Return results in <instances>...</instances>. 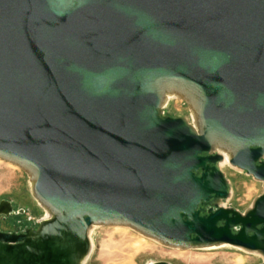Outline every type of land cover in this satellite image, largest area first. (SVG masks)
<instances>
[{
	"label": "water",
	"instance_id": "water-1",
	"mask_svg": "<svg viewBox=\"0 0 264 264\" xmlns=\"http://www.w3.org/2000/svg\"><path fill=\"white\" fill-rule=\"evenodd\" d=\"M171 89L198 130L163 115ZM215 147L264 187V0H0V159L53 214L0 231V264H79L95 224L264 256V194L220 206Z\"/></svg>",
	"mask_w": 264,
	"mask_h": 264
},
{
	"label": "rangeland",
	"instance_id": "rangeland-1",
	"mask_svg": "<svg viewBox=\"0 0 264 264\" xmlns=\"http://www.w3.org/2000/svg\"><path fill=\"white\" fill-rule=\"evenodd\" d=\"M163 115L193 122L189 107L179 100H171L163 109ZM218 168L228 180L231 194L223 202L224 207L244 214L264 194L263 183L230 164H219ZM3 202L10 203L14 212L9 217L0 215V231L4 233H25L28 229H36L46 215L33 197L29 175L0 159V205ZM140 239L147 243L140 244L136 250L134 244ZM92 240L93 252L87 264H261L264 261L261 255L228 245L177 250L145 237L135 229L116 226L96 228Z\"/></svg>",
	"mask_w": 264,
	"mask_h": 264
},
{
	"label": "bare ground",
	"instance_id": "bare-ground-1",
	"mask_svg": "<svg viewBox=\"0 0 264 264\" xmlns=\"http://www.w3.org/2000/svg\"><path fill=\"white\" fill-rule=\"evenodd\" d=\"M171 100H179L183 103H188V107L190 109V112H191V116H192V119H193V127L198 130L199 127H198V120H197V114H196V110H195V107L193 106L192 102L189 100L188 96L186 95L185 92H183L182 90H177V89H171V90H168L166 91L165 93V97H164V100H163V104H162V109L166 108L168 106V104L171 102ZM215 150L220 153L221 155L224 156V160L221 162V165H229V159L231 158V155L230 153H228L227 151H223L221 149H219L218 147H215ZM10 163V162H8ZM12 164V163H10ZM14 165V164H13ZM18 168H20L19 166L17 165H14ZM21 169V168H20ZM28 175L30 177V187H31V190L33 189V185H34V177L33 175L28 171ZM224 201L220 202V206H225ZM45 208V207H44ZM44 211L46 212V215L43 219H41L40 221H43V220H46V219H49L53 216V214L47 209L45 208ZM101 226H104V225H100V224H95L93 225L91 228H89L88 230V237H89V241H90V248H89V251L87 252V254L82 258V260L80 261L79 264H87L92 252H93V240H92V234H93V231L96 229V228H99ZM116 227H119V228H127V229H130L131 227L130 226H127V225H117ZM156 242H159L161 243L160 241L156 240V239H153V238H150ZM144 243H147L144 239H140L138 243L134 244L135 245V249L138 250L139 247H140V244H144ZM163 244V243H161ZM165 245V244H163ZM167 246V245H165ZM168 247V246H167ZM174 249H177V250H183L184 248L182 247H178V246H173ZM257 255H261L259 253H255ZM262 256V255H261ZM263 259H264V256H262ZM241 262V259L239 260Z\"/></svg>",
	"mask_w": 264,
	"mask_h": 264
},
{
	"label": "flooded vegetation",
	"instance_id": "flooded-vegetation-1",
	"mask_svg": "<svg viewBox=\"0 0 264 264\" xmlns=\"http://www.w3.org/2000/svg\"><path fill=\"white\" fill-rule=\"evenodd\" d=\"M205 156H206V154H205ZM205 209H207V210H209V207H206ZM9 225H11V226H17V225H14V224H9Z\"/></svg>",
	"mask_w": 264,
	"mask_h": 264
}]
</instances>
